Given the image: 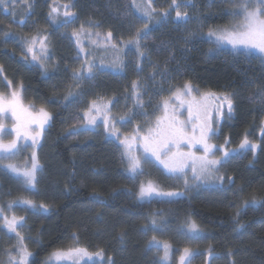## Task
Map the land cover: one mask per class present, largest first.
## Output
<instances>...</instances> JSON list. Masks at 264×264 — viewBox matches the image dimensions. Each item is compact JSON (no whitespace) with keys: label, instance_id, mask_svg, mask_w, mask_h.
<instances>
[{"label":"trees","instance_id":"obj_1","mask_svg":"<svg viewBox=\"0 0 264 264\" xmlns=\"http://www.w3.org/2000/svg\"><path fill=\"white\" fill-rule=\"evenodd\" d=\"M118 1L112 0L118 12L108 13L101 4L93 7L103 18L101 29L114 33L113 41L106 39L103 42L101 36L93 34L84 47L85 55L78 51L80 44L71 35L72 46L63 40L66 38L58 37L55 75L51 68L43 70L30 58H24L20 43L15 46L11 38L3 36V32H13V29L7 28V23L0 24L3 76L22 85L27 103L46 106L52 112V120L38 150L43 168L37 175L36 186L26 185L25 189L11 193L8 198L13 201L22 193L24 201L48 206L46 211L27 204L14 206L13 214L25 217L20 233L25 238L24 244L34 253L30 264H45L55 250L72 247L87 248L89 252L103 249L106 255L115 257L116 264H159L163 250L146 249V242L153 235L161 242L169 243L174 255L186 247L197 250L198 254L190 264H207L209 246L215 253L211 264H231L233 259L236 264H264V206L250 207L241 213L238 219L245 225L242 230H237L233 219L242 200L251 196L264 197V105L249 99L258 86H264V64L258 55L234 56L227 48L210 52L209 49L215 46L199 36L187 44L184 40L193 31L206 34L209 28L237 24L242 16L225 14V10L233 7L232 0H214L210 7L207 0H200L196 9L187 11L201 19L205 27L194 25L198 19L188 24L174 23V11L166 23L156 25L158 16L148 22L140 18V11L138 16L133 13L131 3ZM163 1L165 5L157 2L152 7L157 11L168 8L171 0ZM140 4L146 5L147 0H140ZM118 14L129 19H122ZM144 23L153 29L150 39L143 42L150 56L142 61L143 71H137L136 61H129L131 56L137 59L134 48L123 47L120 42L127 41ZM95 29L92 28L93 33ZM161 41H169L170 47L156 50ZM112 44L121 50L117 53ZM50 46L56 48L55 44ZM91 46L95 47V57L89 55ZM185 46L187 52L182 51ZM173 50L176 60L168 62ZM86 56L102 67L91 79L73 81L72 70L80 68ZM70 57L76 59L72 70L65 65L72 64V59L69 63L66 61ZM121 61V68L114 67ZM156 65L160 70L167 66V75L161 76L158 71L153 79L151 73ZM137 79L144 83L146 96L150 93L144 97L146 100L153 97L162 101L186 81L198 86L201 92L235 91L233 117L219 122L218 134L211 138L212 142L223 145L227 138L230 143L226 147L236 148L247 135L260 147L255 153L247 150L235 154L221 166L220 174L234 177V183L225 179L222 185L194 184L185 189L182 178L166 174L153 162L143 166L141 175L131 178L126 171L127 157L120 141L129 138L128 130L136 126L138 117L133 114L130 104L134 101L132 81ZM70 89L76 94L75 98L65 100ZM94 100L111 103V116L118 118L128 114L130 122H117L115 134H109L104 124L93 130L72 132L73 127L82 128L86 122L84 112ZM131 154L135 153L131 150ZM144 179L154 181L161 189L183 192L184 195L141 201L137 192ZM9 181L13 179L9 178ZM98 198L104 203L98 202ZM152 219L165 223L156 230H145L144 226L150 225ZM187 220H194L202 231L198 235L189 234ZM121 231L126 232L123 242L118 239ZM229 250L233 252L232 256L228 255ZM85 264L103 262L97 260Z\"/></svg>","mask_w":264,"mask_h":264},{"label":"snow or ice","instance_id":"obj_2","mask_svg":"<svg viewBox=\"0 0 264 264\" xmlns=\"http://www.w3.org/2000/svg\"><path fill=\"white\" fill-rule=\"evenodd\" d=\"M17 0H11V6L13 8L12 15L15 17V5ZM26 6L25 16H22L19 23L25 24L27 21L25 17L30 15L32 3L30 0H23ZM55 3V0H54ZM214 3V0H207V5L210 7ZM233 7L231 10H225L226 15L242 16L240 23L209 28L205 34L203 32H190L184 37L185 44L196 36L202 39H206L210 44L214 45V49L209 51L220 50L226 45L231 46V51L234 56H252L258 55L260 62L264 64V0H232ZM0 5H4L5 8L9 7V0H0ZM65 8L62 16L59 12L60 5L52 7L49 12V17L57 26H67L71 24L77 17V13L70 9L75 7V0H68L67 3L62 5ZM131 6L140 10V18L148 22H152L154 17L158 16L159 19L155 20L156 25L166 23L169 18H172V12H175V17L172 18L174 23L188 24L193 19H199L195 15L190 14L187 9H196L197 0H171L168 8L160 9L157 11L152 7V0H147L146 5L137 3V0H131ZM185 9L181 11V9ZM153 29L149 27L148 23H144L142 27L137 28L135 34L127 41H124L125 47H133L136 53V69L137 71H143L142 61L149 59V52L144 47L143 42L150 39V33ZM85 34L84 25L81 24L80 30H73L71 36L76 37V42L80 44L81 35ZM87 35L91 36L93 33L88 31ZM96 36H100L99 32L94 33ZM5 38H14V34L11 31L3 32ZM112 32L108 31L106 39L111 40ZM23 43L26 45L27 53H31L32 61H40V66L43 67V61L51 59V55L47 48V37L38 38L22 37ZM39 42V49L36 48ZM111 47L117 51L121 50L117 45L112 44ZM170 47L169 41H161L157 45L158 49H167ZM41 55H37V52ZM79 52H84L83 47H80ZM182 51L187 52L188 48L185 46ZM117 59H119L117 57ZM170 59H175L174 50L170 53ZM122 61L114 64V67L121 68ZM101 65H97L94 60H89L85 57L80 68L72 70L73 81L79 82L85 79H91L95 75V71L101 68ZM4 71L3 65H0V73ZM159 71L161 76H166L168 68L165 66L162 70L156 65L153 68L151 77L154 79ZM6 79V78H5ZM12 82L7 81L6 87H11ZM79 88V83L76 84ZM142 87L139 79L132 81V97L134 99V107H143V100L141 99L143 93L140 91ZM22 85L20 90H11L9 92L0 91V169L5 172H11L16 177L23 180L24 184L30 187H35L37 184V173L43 168L35 151L31 154V159L25 161L23 165L13 161V158L20 151V148L27 147L29 145H22L21 141H30L31 146L35 147L40 144L41 137L45 131L46 125L52 119L51 113L44 107H40L35 113L29 111L34 105H28L25 107L23 98L21 95ZM193 92L199 93L201 100L198 101L196 97H192V100L188 102V117L186 119H180L179 113L173 109L169 112L170 100H179L182 96H191ZM75 93L70 89L68 94L64 97L65 100L69 98H75ZM235 92L224 91L217 93L215 91L201 92L198 86H194L191 81H186L181 87L176 88L172 96L163 99L158 103L157 107L163 109V114L156 117L155 128H149L146 135L139 137L142 140V155H132L128 139L121 140L120 143L125 147L124 155L127 157L126 171L131 178L135 179L138 175L143 173V164L145 162H151L153 158L159 161L160 164L167 169L171 175L184 176L185 189L190 188L192 185L186 176L187 170L192 171L191 180L200 185H222L224 180L234 183V177L225 176L220 174V168L222 165L229 161V158L235 154L243 151L251 150L256 152L260 147L257 143L250 141L247 135L240 141L236 148H228L227 144L230 143L229 139H225V144L217 145L210 143L213 136L218 134V125L221 120L231 119L235 112ZM250 100L258 99L259 103L264 105V86H258L256 93ZM204 101H211L214 107V115L209 112L207 105ZM195 108V110H194ZM95 112L97 115L103 113V123L109 134H115V124L130 122L131 116L128 114L121 115L118 118L112 117L108 104H101L94 100L90 103L89 108L84 112L86 122L83 123L82 128L73 127L72 132H78L80 130H91L92 126L97 123L96 116L92 115ZM5 118H11L14 123L11 128L3 122ZM217 127H214L213 124ZM264 123V121H262ZM189 126L191 132L188 131ZM14 134V138L5 141V135ZM117 139L119 137L117 136ZM187 147L188 151L183 149ZM198 148L202 150V155H197L192 149ZM220 151L221 155L215 157L214 153ZM7 161V162H6ZM30 164V166H29ZM127 191V189H122ZM243 191V189H240ZM183 192L168 191L164 192L160 190L159 186L154 181L141 182L139 190L137 192V198L141 201H150L157 197H181ZM98 202L104 203L103 199L98 198ZM17 201H9L7 207L11 208ZM23 203L30 205L33 209L40 208L47 210L48 206L45 204H36L31 200H25ZM257 206H264V197L257 198L251 196L250 198L242 200L233 219L237 223V230H242L245 225L239 222V217L243 211L248 208H255ZM4 213V206H0V214ZM155 215V214H154ZM4 224L2 227L6 228L10 233H14L19 239L20 243L15 246L9 252L8 264H30V257L34 255L30 251L26 244L23 243L24 237L18 231L19 228L24 226L25 217L12 215L9 219L8 216H3ZM165 223L164 221H157L152 219L150 225H145V230H156L160 225ZM187 232L189 234L198 235L202 230L200 226L194 220H187ZM126 236L125 231H121L118 234V239L123 242ZM153 248L159 252L163 250V255L159 257V264H169V254L171 252V246L167 242H161L153 235L146 242V249L151 251ZM14 251L16 255H11ZM197 253V250L191 248H184L183 253L179 258V264H190L191 257ZM228 255L232 256L233 252L229 250ZM208 262L211 264V260L215 257L214 250L209 246L207 250ZM72 257H88L89 260L92 257H98L103 264H116L115 257L112 255H106L103 249H98L96 252H89L87 248L72 247L67 250L57 249L50 254L48 261L45 264H49L53 258L57 261L64 258ZM231 264H236L235 260L231 261Z\"/></svg>","mask_w":264,"mask_h":264},{"label":"rangeland","instance_id":"obj_3","mask_svg":"<svg viewBox=\"0 0 264 264\" xmlns=\"http://www.w3.org/2000/svg\"><path fill=\"white\" fill-rule=\"evenodd\" d=\"M9 1H11V0H9ZM198 12H199V9H197L196 13H198ZM172 13H174V12H172ZM197 15H199V13ZM174 17H175V13H174L173 18ZM198 20H199L198 22H194V25H197L199 28L200 27H205L203 25L204 22L201 19H198ZM192 21L193 20H191L190 22H192ZM241 21H242V19L240 20V22ZM9 25H10L11 29H13V32L12 31L11 32L14 34V38H11L10 40L12 42L16 43L17 45H18V43H20L19 45L22 46V48H23L22 49V53L23 54H24V52L27 53V51H26V45L23 43V41L21 39L22 37H29L30 38V37L36 36L38 38H42V37L47 36V34H48L47 31H42V29H40L38 27L39 25L37 23H34V22H30L28 24L25 23L23 25L14 24V23L13 24H9ZM24 26H27V27L24 28ZM80 26H81V23H80V25L73 23V26H70V28L71 27L72 28H76L77 31H78V29H80ZM55 27H56V24H54V27L52 26L53 30H51V32H52L51 33L52 34L51 39H47V48H48V51H49V53L51 55V59L44 60L43 61V65L44 66L43 67L40 66V61H32L31 53H27V55H28L27 57L30 58V61L33 64H37V66H39V67H41L43 69L51 68V70L54 72V73H52L53 75L56 74L55 73L56 72V58L53 59V57L56 56V50H57V52H59L58 51V43H56V28ZM85 34H83V35H85ZM102 38H103L102 41L104 42V40H106V38L105 37H102ZM5 39H8V38H5ZM71 39H72L71 37H68V38L63 39V40L67 43L68 46H70V45L72 46L73 45V39L72 40ZM49 40L52 41V44H55V47H56L55 49H54V47L52 48V46L49 45ZM110 41H113V39L110 40ZM120 43L124 47V43L123 42H120ZM37 44H39V42ZM223 48H227V49L231 50V46L230 45H226ZM37 49H39V47ZM157 49L158 48H156V50ZM95 52H96L95 47H92V48H90L89 55L90 56H94ZM105 52H108V51H105ZM108 53H110V52H108ZM83 54L86 55V52H83ZM37 55L39 56V55H41V53L38 51ZM73 57H75V56H73ZM73 57L68 58L66 61L69 63L70 61H68V60L72 59ZM75 58H77V56ZM75 60L72 59L73 62H72L71 65H69L67 63H66L67 65L66 64L65 65L67 67H70V69L72 70V66H73V64H75ZM174 60H176V55H175V59H169L168 62H174ZM129 61L135 62L136 60H135V58H133L131 56V57H129ZM78 63H80V59H79ZM151 64L154 65V63H150V65ZM5 77H6V79L3 78V72L0 73V91L9 92L11 90H20L21 84H16V83H14L11 80V78L9 79V77H7V76H5ZM7 81H11L12 82L10 88L6 87ZM141 84H142V87H141L140 91L143 93V95L141 97V99L143 100V107L142 108L141 107H134V101L131 102L130 108L132 109L133 114L136 117H138V118L135 120L136 126L134 128L130 127V129L128 130V134L127 135H128L129 138L126 137L128 139V141H129L128 143H129V145L131 147L132 152L135 153L134 155H138V156L142 155V151H143V149H142V140H140L139 137H142V136L146 135L149 128H155L156 117H158V116L163 114V109L158 110V107H157L158 103H160L161 100H158V99L154 100L153 97H151L150 100L149 99L146 100L145 98L150 96V93L148 94V96H146V91H144L146 89L144 87L145 85H144V83H141ZM22 90H23V87H22ZM21 95H22L23 103H24L25 107H28V105H31V104H29V103H27L25 101V98L23 96V92H21ZM171 96L172 95H170L169 97H171ZM193 96L196 97V99L198 101L201 100V97H200L199 93H196V92H193L191 94V96H182L179 100L173 98L169 102V112H172L173 109H175L179 113L180 119H186L188 117V111H187L188 102L192 100ZM254 100L257 101L258 99H254ZM203 103L207 105V108H208L209 112L213 113V115H214L213 103L211 101H204ZM40 107H44L48 112L51 113V116H52V112L46 106H34L33 108H30L29 111L35 113V112H37L39 110ZM194 110H195V108H194ZM3 122L9 127V129L11 128V125L14 123V121L11 118H5ZM50 122H49V124H50ZM48 126L49 125H46L45 130L48 128ZM213 126L217 127V125L215 123L213 124ZM188 131L191 132V127L190 126L188 128ZM43 135H44V132H43ZM43 135L41 137L40 144L35 146V147L31 146V142L30 141H21L20 143L22 145L27 144L29 146H27V147H23L22 146L20 148V151L13 158V161L18 163V164H21V165H23L25 161H29L30 162L31 154H32L33 151H35V153H36V155H37V157H38V159L40 161V157H39L40 154H39L38 150H39V148H40V146L42 144ZM12 138H14V134L5 135L4 136L5 141L10 140ZM123 139H125V138H123ZM210 143H213L212 139L210 140ZM183 150L184 151H188V148L185 147ZM192 151H195L197 155H202L203 154L202 150H200L198 148H194V149H192ZM214 155H215V157H219L221 155V152L220 151H216L214 153ZM126 161H127V159H126ZM151 162H153L157 166H159L166 174H168L170 176L178 177V175L169 174L167 169H165L164 166L162 164H160L159 161H156L154 158H153V160ZM151 162H145L143 164V166H146L147 164H152ZM40 163H41V161H40ZM29 166H30V164H29ZM39 172L37 173V175L39 174ZM143 176H145V175L143 174ZM186 176H187V178L189 180V183L191 185H194L195 183L191 180L192 171L190 169L187 170ZM179 177L182 178L183 180L185 179L184 176H179ZM9 178L13 179V181H9ZM21 181L23 182V180L18 178V177H16L15 174H13L11 172H5L3 169H0V206H4V213L0 214V255H1L0 262L2 264L3 263L4 264H8V258H9L10 250L13 249L15 246H18L19 243H20L19 239L16 237V235L14 233H10L6 228H4L2 226L4 224V221H3V216L4 215L8 216L9 219L12 217V215H16L17 217H20V215L13 214V212L15 210L14 206H16L17 204H24L25 205V203H23L24 199L22 198V193L17 194V196H15L16 199H14V200L17 201V203L15 205H13L11 208L7 207V204L9 202L8 198H10L9 196H11L10 195L11 193L18 192L19 190L21 191L22 189H25L26 185L24 184V182L22 183ZM147 181L148 180L144 179L143 182H147ZM214 185H217V184L206 185V186H214ZM160 190H162L164 192H168V190H166V189H161L160 188ZM18 196H20V197H18ZM158 198H161V197H158ZM18 231L20 232V228L18 229ZM181 251L182 252H179L180 254L178 253L177 255H174V252L171 250V252L169 254V264H179V258H180V256L183 253V249ZM11 255H16V253L14 251H12ZM174 256H176L177 258L173 259ZM192 258H194V255L191 257V260H192ZM97 260H100V258L92 257V259L89 260L88 257H83V258H78V257L68 258V257H66V258H64L62 260H59V261H57V260H55L53 258V260L50 261L49 264H85L87 262L93 263V262H96ZM47 261H48V259H47Z\"/></svg>","mask_w":264,"mask_h":264},{"label":"flooded vegetation","instance_id":"obj_4","mask_svg":"<svg viewBox=\"0 0 264 264\" xmlns=\"http://www.w3.org/2000/svg\"><path fill=\"white\" fill-rule=\"evenodd\" d=\"M119 1L121 2L126 1L127 3H131V0H119ZM199 1L200 0H197V3H200ZM30 2L32 3V8L30 10V15H27L25 17L27 21L26 24L30 22L52 21V19L49 17V12L52 7H55L57 5H60L59 12L62 16L63 12L65 11V8L62 5L67 3L68 0H55V3H54V0H30ZM157 2H161V4L163 5L166 4L163 0H152V5H156ZM137 3L140 4V0H137ZM100 4L105 9H107L106 11L108 13L118 12L117 11L118 8L117 7L116 9L114 8L112 4V0H75V7L70 10L76 12L77 17L74 19V21L71 24L67 26H73V23L80 25L81 23L84 25L85 29H87V27L88 28L91 27L94 29L96 28L94 33L99 32L101 34L100 35L101 37L106 38L108 29H104V30L101 29V26L103 24V21H102L103 18L101 17V15L98 14L99 13L98 10H95L93 8L95 5L98 6ZM121 6L122 5L120 3L119 7L121 8ZM181 10H183V8ZM12 11H13V8L11 6V1H9L8 8H5L4 5H0V24L7 23V25L5 26H8V27H10L9 24H13V23L20 24L19 21L22 16H25V12H26V6L24 5L23 0H17L16 2L15 8H14V11L16 13L15 17L12 15ZM132 11L136 16L139 15L140 10L132 7ZM121 15L122 14H118V17H121L122 19H129L127 16L122 17ZM123 21H127V20H123ZM26 27L27 26H24V28ZM113 36H114V33H112V37ZM15 46H17V44H15Z\"/></svg>","mask_w":264,"mask_h":264},{"label":"crops","instance_id":"obj_5","mask_svg":"<svg viewBox=\"0 0 264 264\" xmlns=\"http://www.w3.org/2000/svg\"><path fill=\"white\" fill-rule=\"evenodd\" d=\"M34 23H37L39 26V28L40 29H42V31H47V33L49 34H47V39H51V37H52V32H51V30H52V26H54V24H56V23H54L53 21H39V22H34ZM73 30H77L76 28H70V26H64V25H60V26H57V24H56V43L58 42V37H64V38H68L69 37V35H71V33H72V31ZM80 29H78V31H79ZM36 31V30H35ZM88 31H91L92 33H93V31H92V28L90 27V28H88L87 27V29H85V33H87ZM94 34V33H93ZM40 37V36H39ZM73 39H76V37H73V36H71ZM92 39V35L91 36H89V35H87V34H85V35H81V37H80V47H83V49H84V47H85V45L87 44V42L89 41V40H91ZM50 44H52V41L51 40H49V45ZM39 47V44H37L36 45V48H38ZM22 48V47H21ZM23 49V48H22ZM59 52H57L56 51V56L57 55H59L58 54ZM21 55L24 57V58H26L28 55H27V53L26 52H24V54L21 52ZM25 55V56H24ZM56 56L55 57H53V59H55L56 58ZM67 65V64H66ZM60 67H63V66H60ZM60 67H59V69H60ZM63 68H65V67H63ZM43 69V68H42ZM68 69H70V68H68ZM43 70H45V69H43ZM3 78H6L5 76H3ZM10 79V78H9ZM99 103H101V104H108L109 106L111 105V103H108V102H99ZM92 115H94V116H96V118H97V123L94 125V126H92V128H91V130H93V129H95V128H97V126H101V124H104L103 123V113H101V114H99V115H97L95 112H93L92 113ZM124 140V139H123ZM129 142V141H128ZM122 148H123V150H124V152H125V147L122 145ZM130 150H131V147H130Z\"/></svg>","mask_w":264,"mask_h":264},{"label":"bare ground","instance_id":"obj_6","mask_svg":"<svg viewBox=\"0 0 264 264\" xmlns=\"http://www.w3.org/2000/svg\"><path fill=\"white\" fill-rule=\"evenodd\" d=\"M235 92V91H234Z\"/></svg>","mask_w":264,"mask_h":264}]
</instances>
